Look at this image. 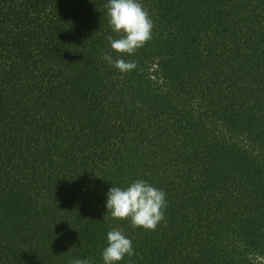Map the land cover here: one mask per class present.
<instances>
[{
  "label": "trees",
  "instance_id": "trees-1",
  "mask_svg": "<svg viewBox=\"0 0 264 264\" xmlns=\"http://www.w3.org/2000/svg\"><path fill=\"white\" fill-rule=\"evenodd\" d=\"M121 55L108 0H0V264H264V0H139ZM137 62L121 73L102 58ZM143 179L155 230L107 212Z\"/></svg>",
  "mask_w": 264,
  "mask_h": 264
},
{
  "label": "clouds",
  "instance_id": "clouds-1",
  "mask_svg": "<svg viewBox=\"0 0 264 264\" xmlns=\"http://www.w3.org/2000/svg\"><path fill=\"white\" fill-rule=\"evenodd\" d=\"M112 31L118 38L106 36L111 48L117 53L134 54L152 38L154 22L150 13L139 0H108L105 5ZM102 58L114 65L121 73L133 71L137 62L123 58L113 59L110 53ZM164 190L148 181L137 179L126 188L112 186L107 192L106 207L113 218L130 219L132 226L155 230L164 220L167 207ZM134 255L133 243L119 228L107 233V246L103 249L104 264H115L125 256ZM71 264H92L89 259L74 258Z\"/></svg>",
  "mask_w": 264,
  "mask_h": 264
}]
</instances>
